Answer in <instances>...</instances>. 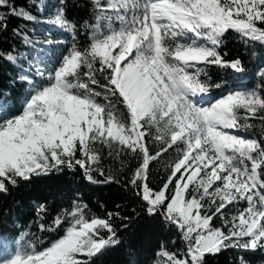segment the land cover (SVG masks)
Returning <instances> with one entry per match:
<instances>
[{
    "label": "snow or ice",
    "instance_id": "obj_1",
    "mask_svg": "<svg viewBox=\"0 0 264 264\" xmlns=\"http://www.w3.org/2000/svg\"><path fill=\"white\" fill-rule=\"evenodd\" d=\"M48 2L0 0V43L20 41L0 48L14 69L0 89V196L79 171L176 232L182 246L162 242L154 264H208L230 249L250 264L243 253H264V0H91L79 25L67 0L45 15ZM12 18L23 23L10 29ZM29 23L48 26L42 44ZM230 33L259 65L254 87L234 83L247 69L222 51ZM170 150L154 185L150 165ZM69 204L39 225L62 232L46 246L0 232V264H103L141 215L122 203L97 215L79 193Z\"/></svg>",
    "mask_w": 264,
    "mask_h": 264
},
{
    "label": "trees",
    "instance_id": "obj_2",
    "mask_svg": "<svg viewBox=\"0 0 264 264\" xmlns=\"http://www.w3.org/2000/svg\"><path fill=\"white\" fill-rule=\"evenodd\" d=\"M55 0H49L45 15L52 8ZM90 2L91 0H67V16L69 19L82 23L84 19L90 17ZM17 6L27 7L28 0H15ZM35 13V9H32ZM22 21L12 18L10 29ZM31 38L34 41L40 42L44 39L47 25L32 24L27 25ZM80 39L83 44L88 41L86 39L88 30L80 28ZM53 37L57 35L55 29L52 32ZM11 43L19 46L20 41H10L9 43H0V48L9 49ZM47 48L48 46L43 45ZM257 49L259 45L255 46ZM23 50V49H21ZM59 51V49H58ZM222 51H226L228 56L226 59L240 58L244 63L247 71L244 73V81H235L237 86L254 87L256 82L255 72L259 65L257 61L251 59L250 50L239 41L238 36L230 33L227 36L226 44ZM14 73V69L10 64L0 61V89L6 88L10 78ZM214 78H219L218 73H213ZM216 92H213L215 95ZM240 135H248L246 133H238ZM153 149L159 147L158 144L152 145ZM175 153L170 150V154L166 155L159 162H152L150 165L151 178L153 184L159 183L160 179L165 175L164 164L171 161ZM135 162H132L134 166ZM104 165L107 169L115 172L120 168V162L106 157ZM127 172V169H125ZM102 179V178H101ZM80 194L83 202L89 205V208L97 215L103 216L104 209L100 205H104L105 209L112 210L115 203L128 205V210L131 207H137L141 212L140 218L136 221L135 226L128 232L123 233L124 245L117 247L102 258L103 264H154L155 261H163L164 257H157L155 253L160 250L163 242L164 247L168 251H175L182 245L179 242L178 236L174 230L166 229L159 220L148 218L139 208L138 202L131 200L130 196L122 192L116 185H93L87 182L81 172L75 174L66 173L60 176L41 177L34 179L31 183L21 184L15 188L7 196H0V232L8 238L20 239L24 236L25 241H30L33 244L38 243V239H42L46 246L47 243L59 238L61 231L48 232L39 230V225L44 224L47 228L53 221L55 215L61 209L67 208L71 210L69 201ZM45 207V212L40 213V206ZM246 203L241 202L238 207L243 208ZM231 207V206H230ZM215 226H220L219 219L214 220ZM67 225H64L66 227ZM27 234V235H25ZM177 240L176 245H172L171 241ZM24 242V241H22ZM239 255L236 250H227L215 257H208V264H238ZM246 260L250 264H264V253H243Z\"/></svg>",
    "mask_w": 264,
    "mask_h": 264
},
{
    "label": "rangeland",
    "instance_id": "obj_3",
    "mask_svg": "<svg viewBox=\"0 0 264 264\" xmlns=\"http://www.w3.org/2000/svg\"><path fill=\"white\" fill-rule=\"evenodd\" d=\"M240 135V134H239ZM246 207V206H245Z\"/></svg>",
    "mask_w": 264,
    "mask_h": 264
}]
</instances>
